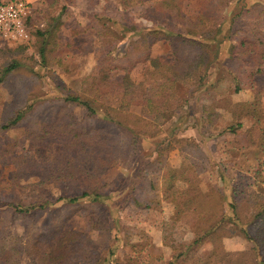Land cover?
<instances>
[{"label": "trees", "instance_id": "16d2710c", "mask_svg": "<svg viewBox=\"0 0 264 264\" xmlns=\"http://www.w3.org/2000/svg\"><path fill=\"white\" fill-rule=\"evenodd\" d=\"M13 1L16 0H4L0 4ZM60 1L49 2L50 15L46 26L34 31L37 59L31 55L21 56L27 46L18 47L9 62L1 67L0 83L20 68L32 72L34 64L41 68L67 66L64 54H67L69 44L62 43L59 36L63 25L60 16L76 0H62V6H59ZM96 1L119 6L122 10L137 7L140 18L150 24L146 26L133 18L131 21L120 19L113 15L114 11L90 14L89 21L96 20L95 24H99L96 36L101 45L96 55V67L82 78L77 92L67 91L57 97L62 107L68 105L82 109L84 117L76 121L70 114L62 121L58 119L43 124L37 131L26 130L27 140L20 153L15 145L0 146V158L7 154L14 168L8 182L0 180V192H11L19 184L18 176L24 171L46 174L43 180L28 185L25 199L13 194L6 208L0 206V264H22L23 258L28 260L26 264H75L81 260L88 264H103V256L96 251L87 255L85 235L64 230V222L56 227H43L35 234L27 231L23 238L10 230L19 220H34L56 205L67 209L81 201L113 214L120 193L116 192L113 183H101L102 174L117 162L127 169L131 150L136 151L142 140L161 131L157 122L163 125L173 116L180 115L185 105L176 106L175 101L181 88L187 94L185 103L194 92L199 97L198 126L203 133H209L221 117L209 97L210 100L222 98L224 109L232 117L231 126H240L245 117L254 123L261 122L259 92L255 89V78L264 73V6L261 3H253L230 16L236 0ZM185 2H194V19L185 11ZM244 18L255 23L245 25L243 29L235 28L234 22ZM227 20L230 21V35L219 39ZM107 22H115L121 27L115 31ZM103 35L109 39L104 41ZM225 39L228 40L227 57L221 62L216 61V50ZM159 43L168 46L164 57L151 52L152 46ZM215 61L218 74L212 79L208 74L209 66ZM28 62L30 67L27 68ZM136 67L144 70L141 80L134 79L132 71ZM244 88L251 91L250 100L231 103L226 97L227 92L239 93ZM51 102L45 99L29 103L26 109L8 118L1 129H16L34 113L38 103ZM142 108L153 121L134 112ZM246 146L241 144L238 149ZM257 147L263 154V135ZM170 148V141L159 142L155 160L144 163L142 170L158 167L167 171L161 194L173 209L169 223L173 226L182 219H189L194 225V237L174 247L168 263L161 254L152 253L145 261L141 258V251L149 243L131 244L128 242L129 229L123 227L126 230L123 245L130 246L136 253L131 264H211L214 258H219L222 264H264V194H245L241 188L243 183L228 175L225 169L221 181H229V196L215 185L203 188L199 175L204 166L192 159L175 168L168 166L165 157ZM252 179V183L264 186V173L259 168ZM47 183L60 192L57 197L44 188ZM73 187L81 189L79 196L69 193ZM151 188L153 196V182ZM137 193L136 189H128L133 204L150 208L153 199H147V196L141 199ZM107 202L111 204L108 206ZM243 212L247 216L241 217ZM236 232L247 240L248 250L221 253L217 248L218 241ZM206 241L213 244V249L206 257H200L198 251Z\"/></svg>", "mask_w": 264, "mask_h": 264}, {"label": "rangeland", "instance_id": "374dc122", "mask_svg": "<svg viewBox=\"0 0 264 264\" xmlns=\"http://www.w3.org/2000/svg\"><path fill=\"white\" fill-rule=\"evenodd\" d=\"M4 1V0H0ZM29 1V14L24 19L27 38L23 41H12L0 38V69L11 59L18 47L27 46V50L21 52V56L29 55L35 57L36 47L34 41V31L43 29L48 21L50 10L47 8L52 0H26ZM92 1V0H91ZM94 2V3H93ZM261 3L264 0H236L230 9L229 15L238 13L242 8L250 7L253 3ZM93 3V4H92ZM64 5L62 0L59 6ZM185 11L191 19L196 15L194 2L184 3ZM103 11H114V16L120 19L133 18L148 26L150 23L142 20L139 16V8L122 10L119 6L106 4L101 1L76 0L73 5H68L66 11L62 12L60 21L63 25L60 28L59 36L62 43H68L67 54H64L66 67L51 66L41 68L34 64L32 72L26 69H18L8 74L0 83V146L7 147L15 145L16 151L22 152L23 145L27 140L26 130H39L43 124L50 121L67 119L69 115L80 121L84 117V112L79 107H62L57 97L66 94L67 91H78L83 77L91 74L96 67V55L100 48V42L96 36V20L88 19L92 13ZM235 23V26H234ZM233 23L235 28L243 29L245 25H251L249 19H239ZM95 27L92 29V27ZM115 31L121 26L107 22ZM230 21L224 24L219 39L230 35ZM109 39L105 35L102 37ZM124 43V42H123ZM121 45V44H120ZM228 40L225 39L217 48L216 61H222L227 56ZM151 52L158 56H166L168 46L166 43H159L151 48ZM216 61L209 66L210 78L217 76ZM30 62L26 64L27 68ZM32 65V64H31ZM205 71L204 67H201ZM134 79H142L144 70L136 67L132 71ZM117 76L116 78H118ZM224 87V86H223ZM255 89L259 92L260 110L262 119L260 123H254L248 117L240 121V126L230 125L232 117L223 107L222 98L212 99L209 102L221 114L217 124L209 133H203L199 129V97L196 92L188 97L186 91L181 88L176 99V106L185 105L180 115H175L172 120L161 125V131L155 136L148 137L140 142L139 148L131 150L129 166L125 169L120 162L112 165L108 171L104 172L100 178L101 183H113L117 196V208L111 213L103 211L102 207L91 205L87 201H81L73 208H59L58 205L50 208L37 216L34 220L22 219L17 221L11 228V232L19 237H24L27 231L31 234L38 233L43 227H56L64 222L62 228L66 231L83 233L86 239L87 255L91 251H96L99 256H103V264H131V260L136 256L135 251L128 245H123L122 239L125 233L123 227H128V242L149 243L141 251V258H146L150 253L161 254L165 263L170 261L172 249L182 242H188L193 237L194 225L189 219H182L172 226L170 217L173 213L172 206L162 199V185L167 179V171L158 167L148 168L143 172L144 163H152L156 158V147L159 142L170 141V151L166 154L165 163L170 167H178L189 159L198 160L204 170L199 175L201 186H218L223 189L227 196L230 194V184L227 179L221 181L224 176L223 169L227 170L228 175L239 179L243 186L242 191L249 195L251 193L264 194V186L252 183V175L259 168L264 173V153L259 152L257 147L263 135L264 138V73L255 78ZM226 97L231 103L243 102L252 98L251 91L243 89L239 93L227 92ZM45 99L52 100L48 104L36 106L34 113L16 129L4 131L1 125L19 110L31 102H43ZM26 109V108H25ZM141 118L147 121L152 117L147 115L142 109L134 110ZM224 132V133H221ZM221 133V134H220ZM244 141V142H241ZM241 144L247 146L238 149ZM13 165L7 154L0 158V180L9 181L13 175ZM148 173V174H147ZM18 183L11 192H0V206L6 208L11 203L12 195L19 194L20 198L25 199L29 191L28 185L38 183L46 177L42 172L24 171L18 176ZM252 180V181H251ZM151 182L154 184V195L152 194ZM44 188L57 197L60 192L47 183ZM136 189L137 194L142 199L147 196L151 198L152 206H136L128 196V189ZM72 196H79L81 189L73 187L69 189ZM111 202H107L109 206ZM105 208V207H104ZM74 210V211H73ZM72 211V212H71ZM231 211L228 210V214ZM70 213V214H69ZM69 214V215H68ZM246 213H241V217ZM247 216V215H246ZM139 231V232H138ZM249 244L239 233L230 237L222 238L217 243V248L221 253L235 254L247 251ZM213 249V244L206 241L198 251V256L206 257ZM112 253V254H111ZM105 254V255H104ZM88 257V256H87ZM28 260L22 259V264ZM75 264H88L86 261H78ZM211 264H222L219 258H214Z\"/></svg>", "mask_w": 264, "mask_h": 264}, {"label": "built area", "instance_id": "2783aa9c", "mask_svg": "<svg viewBox=\"0 0 264 264\" xmlns=\"http://www.w3.org/2000/svg\"><path fill=\"white\" fill-rule=\"evenodd\" d=\"M29 14V3L16 0L0 4V38L23 41L27 38L24 19Z\"/></svg>", "mask_w": 264, "mask_h": 264}, {"label": "crops", "instance_id": "0c3cea01", "mask_svg": "<svg viewBox=\"0 0 264 264\" xmlns=\"http://www.w3.org/2000/svg\"><path fill=\"white\" fill-rule=\"evenodd\" d=\"M27 2H29V1H27Z\"/></svg>", "mask_w": 264, "mask_h": 264}]
</instances>
